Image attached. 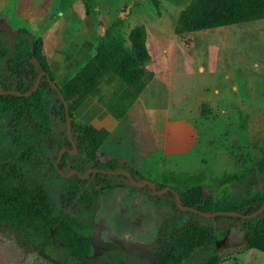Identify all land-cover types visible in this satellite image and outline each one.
I'll return each mask as SVG.
<instances>
[{
	"label": "trees",
	"instance_id": "16d2710c",
	"mask_svg": "<svg viewBox=\"0 0 264 264\" xmlns=\"http://www.w3.org/2000/svg\"><path fill=\"white\" fill-rule=\"evenodd\" d=\"M150 1L158 5V0ZM89 6L85 3L86 14L94 15ZM263 18L264 0H190L180 11L174 30L182 34ZM120 24L118 19L115 25L106 27L97 43L94 61L74 81L69 96L64 95L61 86L70 75L66 74L61 82L55 81L41 37L19 27L10 42L11 30L0 28L1 89L21 93H0V231L10 227L30 254L35 253L50 264H122L128 253L120 245L112 244L93 252L98 197L103 190L115 187L130 186L141 193L152 192L148 185H130L126 175L101 171L122 169L129 171L135 181L144 179L129 165L96 157L108 130L81 124L70 112L69 139L64 104L47 77L60 88L69 108L79 100L99 69L109 66H114L113 73L120 82L138 96L145 88L144 65L150 60L146 28L144 25L131 28L126 46L118 33ZM40 72L44 75L37 89L24 95L33 88ZM118 97V94L113 97L111 108ZM128 106L112 112L120 117ZM72 142L76 147L74 153ZM62 148L65 150L55 164ZM89 169L97 171L89 172L87 178L77 173L66 176L72 170L85 174ZM258 175H264V150L246 173H225L217 178L214 195H206L197 182L199 178L184 172L166 173L155 184L156 190L166 188L169 182L182 186V191L176 190L181 203L206 213H251L264 200V186L252 190ZM244 181L248 182L241 187ZM153 197L164 213L165 223L159 229L150 259L141 264H220L216 242L234 222L241 223L245 248L264 252V209L249 219L228 215L209 217L180 210L170 190Z\"/></svg>",
	"mask_w": 264,
	"mask_h": 264
},
{
	"label": "rangeland",
	"instance_id": "374dc122",
	"mask_svg": "<svg viewBox=\"0 0 264 264\" xmlns=\"http://www.w3.org/2000/svg\"><path fill=\"white\" fill-rule=\"evenodd\" d=\"M12 1L0 0V28L14 31L21 26L31 31L25 25L28 19L13 17ZM189 1L158 0L154 6L150 0H83L85 10L88 3L95 11L87 15L91 29L100 31L121 19L118 33L126 41L132 27L144 25L151 56L144 76L147 138L132 108L109 132L96 157L102 161L114 158L118 165H130L154 182H161L169 172L195 175L205 194L214 195L217 178L246 173L264 150V18L177 34L175 24ZM74 84L61 87L65 96L72 93ZM115 101L111 110L117 112L127 98L122 95ZM69 111L76 119L74 105ZM168 185L183 190L172 182ZM263 186L264 175H258L252 190ZM154 195L162 194L141 193L130 186L103 190L97 200L93 252L114 244L128 253L122 264L149 260L165 223ZM216 243L220 264H264V252L245 248L239 222L228 227ZM0 264L50 263L30 254L12 229L4 227Z\"/></svg>",
	"mask_w": 264,
	"mask_h": 264
},
{
	"label": "crops",
	"instance_id": "0c3cea01",
	"mask_svg": "<svg viewBox=\"0 0 264 264\" xmlns=\"http://www.w3.org/2000/svg\"><path fill=\"white\" fill-rule=\"evenodd\" d=\"M12 3L10 6L13 17L24 21L28 19L25 25L33 34L42 38L44 53L49 68L56 77L55 81L61 82L66 74L70 75L67 83L61 87L71 84L79 74L83 75L89 70L96 55L97 43L106 28L97 31L88 26L83 0H13ZM36 18H39L37 25L31 21ZM73 22H78L79 25L74 26ZM15 27L17 29L21 26ZM124 44L129 46L128 36ZM144 68L146 70L147 63ZM113 69L114 66L100 68L95 78L86 84L81 97L74 104V120L110 132L135 108L138 126L147 138V82L144 80V90L134 96L131 89L122 86ZM116 94L119 97L124 95L127 98L126 104L129 105L120 117H116L111 110ZM84 114L89 115L81 117Z\"/></svg>",
	"mask_w": 264,
	"mask_h": 264
},
{
	"label": "water",
	"instance_id": "95a60500",
	"mask_svg": "<svg viewBox=\"0 0 264 264\" xmlns=\"http://www.w3.org/2000/svg\"><path fill=\"white\" fill-rule=\"evenodd\" d=\"M123 14L124 13H122V15ZM14 36H15V31L9 32L8 39H9L10 42L13 41ZM42 75H44V72H40L38 74L37 79H36V82H35L33 88L31 90H29L28 92L24 93V95H28V94L34 92L37 89V87H38V85H39V83L41 81ZM47 77H48V82L50 83L51 87L54 88L59 93V96H60V98H61V100H62V102L64 104L65 115H66V122H67V126H68V137L71 140V129H70V120H71V118H70V112H69L68 104H67L66 99H65L63 93L61 92L60 88L56 85V83L53 80L50 79L49 75H47ZM11 92L16 93L18 95H21V93L16 92V91H3L1 89V85H0V93H11ZM64 150H65V148H63V149H61L59 151L58 158H57L55 164L58 163L59 158L61 156V153ZM74 152H76V147H75V144L73 143V151H72V153H74ZM91 171L96 172L97 169H89L85 174H79L75 170H72L66 176H69V175H71L73 173H77L81 178H87L88 175H89V172H91ZM101 171L106 172V173H110V174H123V175H126L128 177V179H129L130 185H133V186H144V185H148L149 186V185H151V189H152L153 193H155V194H163L167 190H170V191H172L175 194L176 205H177V207L180 210L200 213L203 216L214 217L215 215H228V216L241 217L242 219H249V218L256 217L264 209V200H263L262 204L257 209H255L254 211H252L251 213H240V212H237V211H216V212H213V213H206V212H203V211L198 210L195 207L183 205L181 203V200H180V197H179L177 191L173 187H171V186H167L166 188H164L162 190H156V184H155L154 181L149 180V179H142L140 181H135L134 178H133V176L131 175V173L129 171L122 170V169L101 170Z\"/></svg>",
	"mask_w": 264,
	"mask_h": 264
},
{
	"label": "flooded vegetation",
	"instance_id": "af4514ba",
	"mask_svg": "<svg viewBox=\"0 0 264 264\" xmlns=\"http://www.w3.org/2000/svg\"><path fill=\"white\" fill-rule=\"evenodd\" d=\"M69 112H70V111H69ZM62 149H63V148H62ZM72 151H73V150H72ZM72 151H71V152H72Z\"/></svg>",
	"mask_w": 264,
	"mask_h": 264
}]
</instances>
